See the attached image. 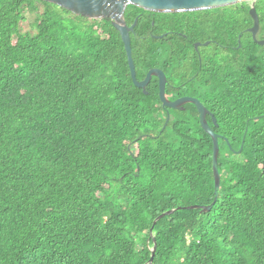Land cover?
Wrapping results in <instances>:
<instances>
[{"label":"trees","instance_id":"16d2710c","mask_svg":"<svg viewBox=\"0 0 264 264\" xmlns=\"http://www.w3.org/2000/svg\"><path fill=\"white\" fill-rule=\"evenodd\" d=\"M248 11L124 10L136 80L161 70L166 98L198 99L218 135L217 201L150 233L213 200L196 108H163L155 77L133 85L109 18L0 0V264H147L153 245L151 264H264V45Z\"/></svg>","mask_w":264,"mask_h":264},{"label":"water","instance_id":"95a60500","mask_svg":"<svg viewBox=\"0 0 264 264\" xmlns=\"http://www.w3.org/2000/svg\"><path fill=\"white\" fill-rule=\"evenodd\" d=\"M48 3L55 4L77 16H83L90 19L109 18L111 25L118 32L123 48L126 55L127 65L129 68L130 77L135 87L142 90L144 94H147L145 87L148 85L151 77L157 79L158 87V99L163 108L173 110H183V105L192 104L196 108L198 114V121L203 131L210 136L212 140V153H211V167L213 176V200L209 205H192L187 207H176L168 211L162 212L156 216L149 229L152 231L155 223L164 216L170 215L173 211L184 209H199L201 212H207L211 209L213 204L217 201L220 177L217 169V156H218V135L215 134L208 126L205 116L208 114L214 125V117L205 109V107L199 102L198 99L190 96L178 97L174 100H169L164 94V87L167 83L163 72L157 68H152L147 71L142 80H136L134 65L131 59L130 49V33L136 25L137 18L134 19L131 25H127L123 18V13L128 5L135 6L145 11L154 13H184L194 12L202 10H212L220 7L231 6L240 3H247L249 6V16L252 20V25L246 29V32L251 34V38L258 45H264V40L256 39L258 32V16L256 14L254 4L256 0H40ZM159 37H162L160 35ZM239 42V40H238ZM209 41L203 44L194 43L193 47L196 50L198 46H207ZM239 46V44H238ZM168 120V115L165 119V123ZM246 130V128H245ZM242 146V145H241ZM241 146L236 153H239ZM155 252V245L151 248V254L147 264H151Z\"/></svg>","mask_w":264,"mask_h":264},{"label":"rangeland","instance_id":"374dc122","mask_svg":"<svg viewBox=\"0 0 264 264\" xmlns=\"http://www.w3.org/2000/svg\"><path fill=\"white\" fill-rule=\"evenodd\" d=\"M32 16L26 15V20L20 24L22 32H32L30 23L32 22Z\"/></svg>","mask_w":264,"mask_h":264},{"label":"flooded vegetation","instance_id":"af4514ba","mask_svg":"<svg viewBox=\"0 0 264 264\" xmlns=\"http://www.w3.org/2000/svg\"><path fill=\"white\" fill-rule=\"evenodd\" d=\"M196 43H198V42H196ZM200 44H201V43H200ZM202 44H203V43H202ZM199 47H200V46H198L197 49H196V51L198 52L197 54H199ZM165 85H166V84H165ZM208 116H209V115L207 114V115L205 116V119H206L207 124L209 125L210 129H212V127H215L216 125H213V123H212V125L208 123V120H207V117H208Z\"/></svg>","mask_w":264,"mask_h":264}]
</instances>
